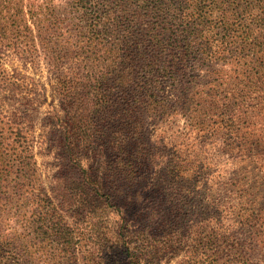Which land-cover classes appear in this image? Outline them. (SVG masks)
Segmentation results:
<instances>
[{
  "label": "trees",
  "instance_id": "1",
  "mask_svg": "<svg viewBox=\"0 0 264 264\" xmlns=\"http://www.w3.org/2000/svg\"><path fill=\"white\" fill-rule=\"evenodd\" d=\"M8 52L45 60L48 110L46 86L9 72ZM179 117L187 124L172 135ZM255 119L264 120V0H0V264H138L133 216L153 208L173 232L166 215L199 194L187 184L212 189L191 150L223 136L236 153L264 151ZM36 144L59 168L51 195ZM169 157L159 194L153 174ZM207 194L204 256L220 263L229 249L247 264L244 244L223 233L220 195Z\"/></svg>",
  "mask_w": 264,
  "mask_h": 264
},
{
  "label": "rangeland",
  "instance_id": "2",
  "mask_svg": "<svg viewBox=\"0 0 264 264\" xmlns=\"http://www.w3.org/2000/svg\"><path fill=\"white\" fill-rule=\"evenodd\" d=\"M25 64L11 52H8L4 58L5 68L11 73L17 69L25 77L26 85L33 87V85L42 83L46 86L47 105L42 107V111L48 110L47 107L55 102L54 75L51 74L45 60L40 59L36 64ZM34 119V133L39 136L42 133L41 125L43 123L40 112H35ZM255 121L257 124L253 130L256 137H264V120L255 119ZM186 124V119L179 117L169 124L171 126L170 133L181 136L180 130L185 128ZM158 125L152 124L151 130L158 128ZM24 126L29 127V124L25 123ZM160 127L166 129L168 124L161 123ZM181 139L184 137H180L176 141H181ZM46 148L47 146H44L43 149L39 144H36L35 152L42 181H44L42 187L46 188L51 195L55 186L53 177L59 168L53 158L44 156ZM259 150L261 149L254 148L250 151L251 153H239L238 151L236 153L223 136L213 139V142L206 147L200 146L191 150L193 155L196 153L193 161L204 166L205 169H209V172L213 174V182L208 186L213 190L196 186L195 181H190L186 187H190L192 190L197 189L199 194L186 193L182 199L186 205L185 209L178 210L174 216L172 213L166 215L167 220L174 219V224L177 227L169 234L165 233V227L160 221L162 212L159 217L157 215L153 218V208H151L149 212L133 216L130 224L131 257L138 264H242L239 255L232 254L229 249H225L224 256L226 255V257L221 259L220 263L204 256L205 251L210 250L206 244L208 229L205 226L207 218L205 205H207L208 191L209 195H220V200L224 205L223 214L220 216L221 226H225L224 235H228L227 230L237 235L247 248V264H264V244L262 242L264 241V160L260 164H253L248 158L250 154L256 157L255 161L259 156L264 159V151ZM184 151H188L189 154L190 149ZM171 159L169 157L163 163L161 161L156 169L158 175L153 174L155 182L152 177H149L150 179H146L138 187L139 190H148L153 182L154 190L159 194L168 192L170 185L164 180L165 175L169 172V160ZM168 206L170 205H166L165 208L167 209ZM193 207L197 208L195 212ZM247 212L254 217L251 224L245 220ZM170 215L171 217H168ZM112 217L110 215L108 221L113 225L117 222ZM194 226L196 229H193Z\"/></svg>",
  "mask_w": 264,
  "mask_h": 264
}]
</instances>
